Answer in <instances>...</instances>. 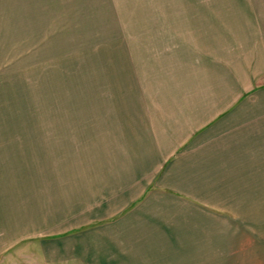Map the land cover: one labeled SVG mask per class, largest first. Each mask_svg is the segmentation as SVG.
Here are the masks:
<instances>
[{"label": "crops", "instance_id": "crops-1", "mask_svg": "<svg viewBox=\"0 0 264 264\" xmlns=\"http://www.w3.org/2000/svg\"><path fill=\"white\" fill-rule=\"evenodd\" d=\"M257 24L200 33L193 97L172 99L156 131H106L60 200H18L12 217L1 201L0 251L33 236L50 262L264 264V0Z\"/></svg>", "mask_w": 264, "mask_h": 264}, {"label": "rangeland", "instance_id": "rangeland-1", "mask_svg": "<svg viewBox=\"0 0 264 264\" xmlns=\"http://www.w3.org/2000/svg\"><path fill=\"white\" fill-rule=\"evenodd\" d=\"M258 20L261 0H0V203L8 216L18 200L33 209L60 200L99 160L106 131H156L172 99L189 101L200 33L261 31ZM241 190L261 207L252 199L261 185ZM0 264L82 263L50 262L32 236L0 251Z\"/></svg>", "mask_w": 264, "mask_h": 264}]
</instances>
